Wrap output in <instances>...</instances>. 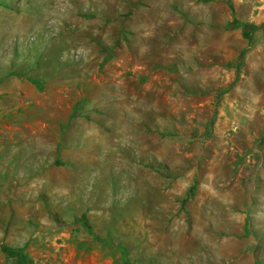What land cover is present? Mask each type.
Instances as JSON below:
<instances>
[{"label":"rangeland","instance_id":"374dc122","mask_svg":"<svg viewBox=\"0 0 264 264\" xmlns=\"http://www.w3.org/2000/svg\"><path fill=\"white\" fill-rule=\"evenodd\" d=\"M0 264H264V0H0Z\"/></svg>","mask_w":264,"mask_h":264},{"label":"trees","instance_id":"16d2710c","mask_svg":"<svg viewBox=\"0 0 264 264\" xmlns=\"http://www.w3.org/2000/svg\"><path fill=\"white\" fill-rule=\"evenodd\" d=\"M80 222H81V223L83 224V226L86 228L87 232H89V234H92L91 231L88 229L87 224L84 223L83 221H80Z\"/></svg>","mask_w":264,"mask_h":264}]
</instances>
